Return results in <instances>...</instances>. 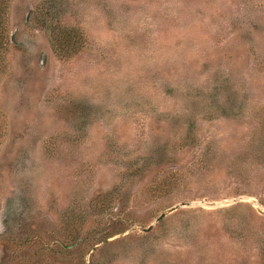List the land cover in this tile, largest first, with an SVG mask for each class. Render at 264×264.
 Instances as JSON below:
<instances>
[{
	"label": "rangeland",
	"instance_id": "rangeland-1",
	"mask_svg": "<svg viewBox=\"0 0 264 264\" xmlns=\"http://www.w3.org/2000/svg\"><path fill=\"white\" fill-rule=\"evenodd\" d=\"M0 264H264V0H0Z\"/></svg>",
	"mask_w": 264,
	"mask_h": 264
},
{
	"label": "trees",
	"instance_id": "trees-1",
	"mask_svg": "<svg viewBox=\"0 0 264 264\" xmlns=\"http://www.w3.org/2000/svg\"><path fill=\"white\" fill-rule=\"evenodd\" d=\"M11 243L14 245V246H17V247H20L22 245H26L28 243H31L30 239H25V240H22V241H18V239H12L11 240Z\"/></svg>",
	"mask_w": 264,
	"mask_h": 264
},
{
	"label": "water",
	"instance_id": "water-1",
	"mask_svg": "<svg viewBox=\"0 0 264 264\" xmlns=\"http://www.w3.org/2000/svg\"><path fill=\"white\" fill-rule=\"evenodd\" d=\"M186 205H188L187 203H185ZM181 205H183V204H181ZM173 209H175V207L174 208H172L171 210H173ZM165 215V213H162L161 215H160V217H162V216H164Z\"/></svg>",
	"mask_w": 264,
	"mask_h": 264
}]
</instances>
